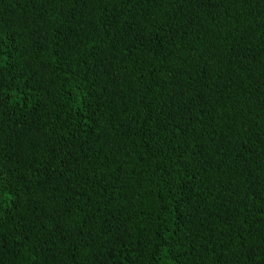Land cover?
<instances>
[{
    "label": "trees",
    "instance_id": "16d2710c",
    "mask_svg": "<svg viewBox=\"0 0 264 264\" xmlns=\"http://www.w3.org/2000/svg\"><path fill=\"white\" fill-rule=\"evenodd\" d=\"M0 264H264V0H0Z\"/></svg>",
    "mask_w": 264,
    "mask_h": 264
}]
</instances>
